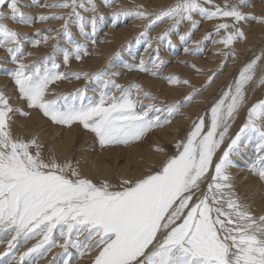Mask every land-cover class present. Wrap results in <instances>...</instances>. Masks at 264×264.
<instances>
[{"label": "snow or ice", "instance_id": "6c2138e0", "mask_svg": "<svg viewBox=\"0 0 264 264\" xmlns=\"http://www.w3.org/2000/svg\"><path fill=\"white\" fill-rule=\"evenodd\" d=\"M101 3L110 8L116 0ZM33 6L67 11L29 15L21 10ZM246 6L250 7L247 0H223L220 4L215 0H173L152 11L139 4L134 8L120 6L111 13L114 22L120 17L145 21L139 35L149 41L147 48L152 47L153 39L158 44L167 40L171 45L170 35L178 33L185 21L189 28L179 39L187 43L199 26L196 15L218 21L212 31L192 40L193 47H185L184 52L199 55L204 42L215 35L218 38L212 43L223 46L215 49L223 57L220 67L199 88L188 79L165 77L169 83L191 88L183 101L166 104L141 85L116 83L111 77L122 73L108 72L110 64L94 73L59 70L58 55L68 66L72 59L79 62L91 54L87 41L95 44L98 23L104 19L97 0H32L31 4L0 0V8L8 9L0 10V49L6 52L0 60L11 64L0 69V74L10 78L15 98L23 102L12 104L14 97L0 90V242L9 237L0 257L31 264L59 247L68 257L72 255L68 248L80 256L95 252L90 264H264V210L257 213L242 201L230 172L236 166L233 157L242 156V149L254 141V158L248 166L264 183V99L247 107L244 121L230 135L232 124L245 107L248 85L264 86V51L244 63L222 95L197 116L185 137L175 142L173 154H166L159 167L136 178L121 176L116 183L108 178L93 180L71 160L46 155L37 135L13 132L15 116L30 118L35 111L55 125L81 126L101 147L141 142L154 129L168 125L181 107L191 103L223 71L228 58L236 54L234 45L246 40L242 22L252 17L264 24V17L241 10ZM5 20L24 25L61 20L59 36L45 35L29 42L38 47L62 36L70 47L54 43L52 51L38 60L26 59L33 55L24 51L27 34L9 27ZM165 20L170 21L168 26L156 37H148L149 30ZM70 25L85 42L73 38ZM34 35L39 36L40 30ZM153 51L151 66L141 57L139 63L125 67L158 76L166 62L160 59L158 47ZM73 77L83 78L86 85L97 83V95L88 96L86 87L70 93L51 90L55 82ZM156 151L165 150L157 147ZM34 237H39L35 244L18 252L21 244Z\"/></svg>", "mask_w": 264, "mask_h": 264}, {"label": "rangeland", "instance_id": "374dc122", "mask_svg": "<svg viewBox=\"0 0 264 264\" xmlns=\"http://www.w3.org/2000/svg\"><path fill=\"white\" fill-rule=\"evenodd\" d=\"M235 0H229L230 3H235ZM258 1L264 2V0H248L247 4L250 5V7H244L246 9L248 8H253L250 11H245L248 13H252L253 17H264L260 16L263 15L260 13L258 10H254V5H256ZM32 0H24V3L31 4ZM40 3H51L54 2V0H39ZM216 3L220 4L223 2V0H215ZM173 3V0H168V1H161V3H156L154 0H116V3L112 5V7H105L102 3L101 0H97V4L99 7V11L103 14L104 19L99 21L97 30L94 36L95 39V44L93 45L91 43V40H88V51L91 53L89 56L84 57L81 61H76L75 59H72L70 61V64L68 66H65L62 60V56L58 55L56 57V62L60 65L59 70L64 72V71H88L90 73L97 72L101 69H104L106 65L110 64L111 67H108L106 70L108 72H120L122 73L119 76H114L111 77V79L115 80L116 83L122 84V85H128L131 83H135L138 85H141L142 88L145 91L150 92L153 96L156 97V100L159 101L161 100L164 103H171L174 101H183V98L187 95L184 93L183 95H180L179 93L177 99L174 100H169L167 101L165 98L158 96V93L161 91L159 88L160 87H152L153 89L151 90L150 88H147L144 86V80L145 78H151L152 80L156 81V85H168V86H174L169 85L170 83L164 79L165 77L169 75H173L175 77H178L180 79H188L187 77H182L183 71H190L192 73H195V75H199L200 71H197L196 69L192 68L190 65H196L197 68L203 69V71L208 72L209 70H213L212 72H208L207 75L205 76L203 74V71H201L202 75H204L203 79L198 83V84L191 82L192 86H195L197 88L202 87L207 83V78L212 75V73L220 67L221 61H215L213 63H209L206 66L203 64L204 62H207L206 60L209 59L208 56L209 53H211V47H212V40L217 39L218 37L213 35L211 40H206L203 45V51L199 55H188L184 52L185 47H193L192 40H196L201 38L204 33L212 31L213 25L217 23L216 20H206L202 19L200 16L196 15L194 16L195 19L199 21V26L198 28L192 33V38L191 40H188L187 43H183L179 39V35L183 34L186 30L189 28V24L187 21H185L183 24L179 26V32L178 33H173L170 35L171 39V45L168 44L167 40H165L163 43H157L155 39L151 40V48H147V44L149 41L145 37H141L139 33L143 31L142 25L145 23V21L136 19L133 17H120L118 18L115 22L113 21L111 17V13L120 6L127 7V8H134L136 5L143 4L149 11L159 9L161 7H166L167 5ZM207 6V5H205ZM0 10L3 11H8V9L5 8H0ZM23 12L29 14V15H37V14H49L52 12H64L67 11L66 9H50V8H41L38 6H33V7H22L21 9ZM84 15L90 16L91 13H84ZM257 15V16H256ZM247 19V21L242 22L246 23L250 28H254V21H257V19ZM253 20V21H249ZM132 21V22H131ZM136 30L135 34L130 37L126 38L123 40V43H116L115 47L110 49V48H105L106 44H108V34L109 31L115 28L122 27L124 25H128L130 23H136ZM6 23L9 27L19 31L26 33L28 36V40L25 41L24 43V51L25 53L27 52H32L33 55L31 57H26V59H31V60H38L40 57L50 53L52 51V44L58 43L61 48H69L70 45L68 44L67 40L60 36L58 41H48L47 44H41L40 46L36 47L33 46L29 41L40 39L41 36L45 35H58L59 36V26L62 23L61 20H47V21H35L31 25H24V24H19V23H14L11 20H5L3 21ZM60 22V23H59ZM59 23V24H58ZM170 23V21L165 20L162 23H159L158 25L154 26L152 29L149 30L148 32V37H156L158 34H160ZM259 23V22H258ZM262 26H258L259 28H264V24H260ZM187 26V27H186ZM70 31L73 35V38L77 41L80 42H85L84 38L79 35L78 29L74 25H70ZM257 27V28H258ZM55 29L57 30L56 32H47L45 29ZM40 30V35H34L37 30ZM186 29V30H185ZM90 32V29H88ZM260 34H264V30L259 32ZM223 35V33H221ZM243 40L236 43L235 47L237 49L236 54L234 57H232L233 60L236 61L235 67L239 69L243 66L244 63H246L249 59H251L254 55H259L257 52L255 53L254 50H251V44L247 43L246 45L242 44ZM242 45V46H240ZM219 46V45H218ZM159 48V57L161 60L165 61L166 63L163 64L162 69L160 71V74L158 76H152L149 73L146 72H141L136 69L129 70L125 65L127 64H136L139 63L140 58L144 57L145 61L151 66V60L155 57V53L153 49ZM219 47H223L220 45ZM147 48V50H146ZM100 54V55H99ZM103 54V55H102ZM208 55V56H207ZM213 55V54H212ZM218 55V54H217ZM6 56V52L3 49H0V57ZM94 57H100L101 60L99 61L100 63L98 64L99 67H96L97 65H90L89 61L93 59ZM249 57V58H248ZM230 58L227 60V64L224 66L223 71L219 73L215 77V79L212 81L210 86H208L204 91L200 92L198 96H195L192 100L191 103H188L181 107L179 109V114L182 113V111L185 107L202 101L203 105L197 109V111H189L191 112L192 116L191 118L183 119V122H178L176 133L174 134L172 139H166L163 141L161 144L163 149L165 150V154L171 155L175 152V142L177 140L183 139L186 135V133L190 130V126L192 122L197 118L198 115L204 114L207 109L210 107L212 103H214L220 95H222L223 91L227 88L228 84L233 81V79L238 75L234 74L235 76L230 77L229 73L224 74L226 67L228 66V61ZM106 60V61H105ZM235 63V61H233ZM183 61H187L188 63H183ZM231 62V59H230ZM242 62V63H241ZM86 66H91L92 68H88ZM4 67H11V64L5 63V61L0 60V69ZM96 67V68H94ZM215 67V68H214ZM82 68V69H81ZM234 68V69H236ZM224 76H221L223 75ZM221 76V77H220ZM229 76V77H228ZM3 77V78H2ZM206 77V78H205ZM220 77V78H219ZM230 78V79H229ZM144 79V80H143ZM189 80V79H188ZM203 80L205 82H203ZM216 80L218 81V84L215 85ZM202 82V83H201ZM0 90L4 91L6 94L13 96L14 98L12 99L11 103L14 105L22 104L23 102L20 101L18 98H15V92H14V85L10 78L6 75L0 74ZM180 86L183 88V84H176V86ZM186 86V85H185ZM184 86V87H185ZM51 90L54 91L55 93H70L75 91L77 88H85L87 89V95L88 96H96L97 92L95 91L98 87L97 83L91 82L86 85L85 80L81 78L80 80L73 78H69L67 80H62V81H57L53 85H50ZM191 90V88H190ZM182 91V90H181ZM155 92V93H154ZM158 92V93H157ZM199 97V99H198ZM263 98H259L257 100H254L253 103L259 101L260 99H264V93L262 95ZM161 98V99H160ZM179 99V100H178ZM214 101V102H212ZM87 102V101H85ZM145 103H148V101H145ZM166 103V104H167ZM251 103V104H253ZM206 107V108H205ZM201 108V109H200ZM201 112V113H200ZM36 114V115H35ZM35 111L32 112V116L30 118H25L20 115H17L14 117L15 123L13 125V132L15 134H22L24 136H29L31 134H35L38 136L39 140L44 144L45 146V154H52L58 157V160L63 161L65 158L71 160L73 166L78 167L79 164L83 161L85 157V153L88 155H93V156H99L101 157L104 153L111 151L112 152L115 149H119L118 152H121L114 161V159L108 158L109 161L113 164L112 166V183H116L118 179L116 177L119 175L120 170L117 169L118 166L125 161L126 157L123 156L125 155L124 151L128 146H108V147H101L94 137L93 134L90 132H87L84 130L81 126H73L71 128L69 127H64V126H59L53 124L51 121H49L47 118L43 117L41 114H39ZM179 114L171 118V120H175L177 117H179ZM190 114V115H191ZM246 114V112H245ZM36 117V118H35ZM185 120V121H184ZM43 126V127H42ZM51 126H56L59 129L58 134H54L51 131ZM167 126V125H166ZM30 127V128H29ZM67 129H75V137H74V145L72 146V150L70 151V155H60V152L58 149L55 147L56 142H58V138L61 137L62 134L66 132ZM49 132V134H48ZM145 139V138H144ZM144 139L142 141H144ZM141 141V142H142ZM51 142V143H50ZM138 142V143H141ZM134 142L133 144H135ZM81 145V146H80ZM250 149H254V141L250 143ZM243 152V151H242ZM236 166L240 163L236 157H233ZM163 160V159H162ZM77 161H79V164H77ZM153 162V161H152ZM160 164V163H159ZM159 164L157 165L155 162L150 163V161L146 165V171L150 170H155L157 167H159ZM157 166V167H155ZM235 166V167H236ZM134 165H129V169H133ZM249 167V166H248ZM234 168V167H233ZM233 168L230 169L231 175L233 177L232 183L234 185L235 191L238 193V195L241 197L243 202H246L252 206H254V202L252 201V197H249V194L247 195L244 193V190L241 188L235 186V176L233 175V172L231 171ZM90 176L93 173H89ZM116 179V180H115ZM264 184V183H263ZM246 194V195H245ZM253 202V203H252ZM255 209V207H254ZM256 211V210H255ZM259 213V212H258ZM9 237H4L3 242H0V252L5 251L6 247V242ZM39 237H34L33 239L29 240L27 243L21 244L20 248L18 249V252L25 251L27 248L31 247L33 244L37 242ZM60 243H63V240L59 238ZM67 251L71 253V257L63 255L64 250L55 247L52 248L51 251L47 252L46 255H43L42 257L36 258L31 262V264H52L53 262V257L54 254H59L55 256V264H64L65 260H70V264H75L78 260H81L84 258L85 264H90L91 258L95 255V252L92 253H85L83 256H80L76 253V250L73 248H68ZM94 254V255H93ZM87 255V256H86ZM90 258V259H89ZM88 261V262H87ZM16 264L15 261L11 260V257L5 259L0 257V264Z\"/></svg>", "mask_w": 264, "mask_h": 264}, {"label": "bare ground", "instance_id": "6f19581e", "mask_svg": "<svg viewBox=\"0 0 264 264\" xmlns=\"http://www.w3.org/2000/svg\"><path fill=\"white\" fill-rule=\"evenodd\" d=\"M154 1L156 3H161V1H163V0H154ZM165 1H168V0H165ZM256 3L257 4L254 5V10L255 9L258 10L260 13L263 14L260 16H264V2L258 1ZM252 9L253 8L246 9L243 7L242 10L250 11ZM249 21L251 22L253 20H249ZM137 23H138V21H136V23L135 22L130 23L128 25H124L122 27L110 30L109 34H108V39H107L109 42H108V44L105 45L106 46L105 48L112 49L115 47L117 42L123 43V40H125L126 38L132 37L135 34L134 32L136 30ZM246 23L241 24V27L243 28V30L246 34V40H243L242 44L246 45L247 43H250L251 44V50H254L255 53L257 52L260 55L262 53V51H264V34H260L259 32L264 30V28L258 27V26H262V25H260L261 23H258V20L254 21V28H250L247 25L248 23L247 24ZM114 42H116V43L114 44ZM219 46H218V44H212V47H211L212 52L209 53L210 56L207 55L209 59L206 60L207 62L203 63L205 66L207 64H209L210 62L213 63L215 61L217 62V61L223 60V57L221 55H217V53L215 52V49L221 48ZM235 46L236 45H234V51L236 53L237 49ZM240 46H242V45H240ZM229 58L231 59V62L229 59L228 66L226 67L224 74L229 73L230 77H232V76L234 77L235 76L234 74H237V72H238V69H237L238 67L237 66H236L237 68L235 67L236 61L233 60L232 57H229ZM100 60H101L100 57H94L93 59H91L89 61V63H90V65L95 64V65H97L96 67H99L98 64L100 63L99 62ZM232 60L235 61V63L232 62ZM86 67L92 68L91 66H86ZM96 67H94V68H96ZM261 67H264V61L261 62ZM234 68H236V69H234ZM206 71H203V74L205 76L207 75V73L209 71L212 72L213 70H209L208 72H206ZM208 74H210V73H208ZM224 74L221 76H224ZM259 74L260 73L258 70L257 75L259 76ZM204 75H202L201 71H200L199 75H195V73H192L190 71L185 70V71H183V75H181V76L182 77L185 76L191 82L198 84L201 81V79L204 78L203 77ZM203 82H205V81L203 80ZM144 84H145L144 86H146L147 88H150L151 90L154 87H160L159 89L161 91L159 93L157 92L158 96L165 98L167 101L177 99V97L179 96L178 95L179 93H181L180 95H183L184 93L188 94L191 91L187 85L186 86L184 85L185 87L183 86V88H181L178 85L176 86V84L174 85L173 83H170L169 85L173 84L174 86H168V85H160L159 86V85H156L157 84L156 81L152 80L149 77L145 78ZM216 84H218L217 80L215 82V85ZM200 85L198 84V86H200ZM263 93H264V86H258L256 83H252V84L248 85L247 93H246V100H245V107L240 111V113L237 116V119L232 124V128L230 130V135L234 134L235 131L238 130L240 124L244 121L245 112H246L247 107L250 106L251 103L254 102V100H257L260 97L263 98L262 97ZM198 99H199V97H198ZM159 101H161V100H159ZM212 102H214V101H212ZM201 105H203L202 101L197 102V103H193V104L185 107L183 110H180V111H182V113L179 114V117H177L175 120H171L167 126H165L163 128L154 129L151 133H149L145 137L144 141H142L141 143L136 142L135 144H133V143L129 144V147L126 148V150L124 151L125 155H123L126 157V159L120 165V167L118 166V168H117L120 170V173L116 177V179H119V177H121V176L136 178V177H139V176L145 174L147 172L146 171V165L149 161H150V163L155 162L158 165L160 163V161L162 159H164L166 154H165V151L163 153L156 151V148L157 147L163 148V147H161L162 146L161 143L163 141H165L166 139H172L173 138L174 134L176 133L178 122H181V121L183 122V119L191 118L192 114L189 111H192V110H193V112L197 111V109L199 107H201ZM32 116H34V115H32ZM51 131L54 134H58L59 129L56 126H51ZM75 132H76L75 129H67L66 132L64 134H62L61 137L58 138V142H56L55 147L60 152V155L61 154L66 155V156L70 155V151L72 150V146L74 145L73 143H74ZM48 134H49V132H48ZM226 144H227V139L225 140L224 146H226ZM249 146H250V144L248 145V147L246 149H242V151H243L242 156L236 157V159L240 163L236 167H234L231 171L233 172V175L235 176V183H236L235 186L244 190V193H246L247 195L249 194V197L250 196L252 197V201L254 202L253 208L255 207V210L258 213L261 210H264V184L258 179V177L256 175H254L252 173L250 167H248L249 162L254 158V149L251 150ZM118 151H119V149L113 150L112 151V152H114L113 154H111V151H108V152H106V154L104 153L101 157L88 155L87 153H85V157H84L83 161L79 164L78 169L80 170V172L83 175L91 177L93 180L108 178L110 180V182H112V180L114 179V177L112 179V166H113V164L109 161L108 158L112 157L114 159V161H116L118 156L121 155L120 154L121 152H118ZM131 163H132V165H134L132 170L128 168L129 165H131ZM155 167H157V166H155ZM89 173H93V174L90 176ZM85 263L86 262H85L84 258H82L81 260H78L75 264H85Z\"/></svg>", "mask_w": 264, "mask_h": 264}]
</instances>
